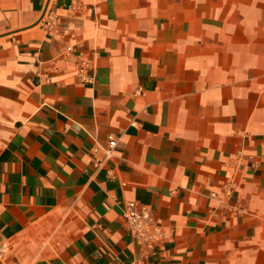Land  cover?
Wrapping results in <instances>:
<instances>
[{"label":"crops","instance_id":"0c3cea01","mask_svg":"<svg viewBox=\"0 0 264 264\" xmlns=\"http://www.w3.org/2000/svg\"><path fill=\"white\" fill-rule=\"evenodd\" d=\"M3 244L0 264H264V0H0Z\"/></svg>","mask_w":264,"mask_h":264},{"label":"built area","instance_id":"2783aa9c","mask_svg":"<svg viewBox=\"0 0 264 264\" xmlns=\"http://www.w3.org/2000/svg\"><path fill=\"white\" fill-rule=\"evenodd\" d=\"M52 19L47 22L51 24ZM66 54L72 53V48L65 49ZM76 73L82 82L90 83L93 80L94 66L89 60L81 59L79 56L74 57ZM117 139L113 135L108 136V153L116 146ZM122 220L133 241L145 248H152L153 245L161 239L162 232L159 224L155 222L147 210L139 209L136 202H127L122 214ZM6 251V245L0 246V254Z\"/></svg>","mask_w":264,"mask_h":264}]
</instances>
